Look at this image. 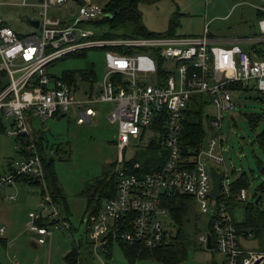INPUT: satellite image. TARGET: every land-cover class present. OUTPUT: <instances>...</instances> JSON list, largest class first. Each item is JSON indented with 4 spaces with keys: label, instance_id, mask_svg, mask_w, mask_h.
<instances>
[{
    "label": "built area",
    "instance_id": "1",
    "mask_svg": "<svg viewBox=\"0 0 264 264\" xmlns=\"http://www.w3.org/2000/svg\"><path fill=\"white\" fill-rule=\"evenodd\" d=\"M39 1L38 34L20 39L0 20V115L10 121L6 135L15 141L20 155L11 174L0 175V191L20 176L38 182L43 192L41 212L29 214L27 226L37 236V244L50 240L51 229L69 232V224L59 216L46 192L27 117L42 125L55 115L64 116L74 106L76 123L83 124L95 115L91 106L108 104L111 110L107 120L116 128L118 158L113 169L115 193L90 219L92 230L100 237L98 244L110 235L129 246L158 248L168 237L163 220L169 215L164 201L178 194L190 197L199 212L209 217L210 251L220 255V264H263V251H246L239 244L226 204L229 187L223 186L224 172L218 196H210L209 168L221 173L212 165L223 164L222 141L206 140L202 149L184 157L179 135L182 112L193 96H198L201 103L207 101L217 112L218 117L209 122L211 127H219L223 113L234 109L231 97L235 90L264 98V52L258 48L264 46V19L258 22L260 36L231 43L210 38L206 29L196 37L108 41L97 38L94 30L85 26L101 17L98 6L87 0ZM49 8H63L69 17L76 18L61 25L57 18L47 16ZM244 44L252 47L246 51L240 47ZM109 47L126 48L131 53L105 52V74L95 93L82 92L76 83L68 85L48 76V66L70 54ZM160 115L161 130L154 129ZM157 137H161L164 160L156 171L141 173L138 163H129L133 154L124 159L127 150L133 152L130 143L140 147ZM235 201L246 204L245 188L238 190ZM41 220L46 221L37 225ZM52 221L55 224L49 228ZM3 232L1 227L0 237ZM198 241L204 247L206 236H199Z\"/></svg>",
    "mask_w": 264,
    "mask_h": 264
},
{
    "label": "rangeland",
    "instance_id": "2",
    "mask_svg": "<svg viewBox=\"0 0 264 264\" xmlns=\"http://www.w3.org/2000/svg\"><path fill=\"white\" fill-rule=\"evenodd\" d=\"M89 1L102 10L109 0ZM22 3L25 5L21 6ZM38 4V0H0V19L20 39L38 34L36 29L25 23L38 21ZM137 10L145 32L167 35L169 23L172 22L175 23V36H201L206 29L210 38L231 43L260 36L258 22L264 19V0H140ZM46 13L48 17L59 19L61 25L76 18L69 19L62 9L49 8ZM123 33H129V30ZM240 47L248 49L252 46L244 44ZM258 48L264 52V46ZM104 57V52L90 51L83 58L58 60L48 66V71L52 77L60 79L64 72L77 74L86 66H91L94 74L92 90L95 93L105 74ZM75 83L82 92H88L89 83L81 82L78 78H75ZM262 98L249 91L232 92L234 109L223 113L219 127H210L209 122L218 114L211 104L203 100L201 123L205 141L211 138L222 141L220 152L223 164L212 166L224 172L223 186H232L243 175L247 183L246 204L257 202V209L264 212V189H259L264 185V175L259 173L258 168L261 163L264 169V147L257 139L264 130V103L259 102ZM79 99L82 100V97ZM91 109L95 117L79 125L76 123L78 112L74 106L69 107L63 117L55 116L42 125L27 117L26 124L32 141L37 142V132L41 131L49 152L56 153L53 154V170L67 209V214L61 212L59 216L62 219L66 217L72 236L68 231L51 229L48 243L33 248L31 245H36L38 239L27 231L28 215L41 212L40 187L26 183L4 187L0 192V228H4L6 247L0 248V264H66L64 256L70 251L72 243L79 245V257L84 264H126L121 246L114 241L105 251L96 253L94 249L100 237L92 230L91 222L85 224L82 221L86 208L83 192L101 176L109 175L118 158V150L114 146L116 128L107 120L111 105H94ZM256 118L257 122L254 121ZM1 126L0 175H7L14 163L19 161L20 155L15 150V141L6 136L9 132L8 120L2 119ZM138 146L130 143L129 148H133V152L127 150L124 159L130 158ZM8 197H15V200L8 202ZM188 200V221L182 226L187 249L184 259L178 264H219L220 255L204 249L198 241L199 236H206L210 230L209 217L199 212L195 201ZM103 203L104 199H101V205ZM242 216L240 209L237 221H241ZM163 222L167 236L174 238L178 228L168 217ZM239 244L246 251L260 250V242L256 238L239 239ZM136 264L158 263L142 260Z\"/></svg>",
    "mask_w": 264,
    "mask_h": 264
},
{
    "label": "trees",
    "instance_id": "3",
    "mask_svg": "<svg viewBox=\"0 0 264 264\" xmlns=\"http://www.w3.org/2000/svg\"><path fill=\"white\" fill-rule=\"evenodd\" d=\"M139 1L140 0H109L102 8V13H115L114 17L111 19L100 17L95 21L87 22L85 26L93 29L97 38L108 41L130 38L175 37V35L173 34V28L175 27V23L172 22L169 23L167 35L162 36L145 32L141 26V18L137 10V5ZM1 22L5 25L2 20ZM124 30H129V33H123ZM90 51H100L104 53L106 51H109L116 55H128L131 53V50L126 48L109 47L95 50H83L74 54H70L63 59H66L68 57L83 58L85 54ZM48 76L52 77L50 73L48 74ZM1 78L2 77L0 75V80ZM75 78H78L81 82L89 83V89H92L94 74L91 66H86L84 70H81L77 74L76 72H64L59 80H61L65 84L73 85L75 83ZM259 102L264 103V98L259 100ZM202 105L203 103L199 101V97L193 96L192 98H190V101L186 104V107L182 112L180 120L179 142L181 154L184 157L189 156L195 151L202 148L206 142L201 123ZM59 117H63V115ZM2 119L4 118L2 117V115H0V132L2 131ZM162 120L163 115H160L158 119V125L154 129L161 130ZM254 121L257 122L258 118H256ZM8 123L10 125L9 120ZM37 138L38 139L37 142H35V145L43 169V181L46 192L50 197L51 202L54 204L57 213L61 214L62 212L64 214H67L66 201L65 198H63L60 189L56 185V177L53 170V161L55 159L53 154L56 155V153L51 154L49 152V149L46 147L47 143L43 142L44 140L41 131L37 132ZM257 139L260 146L264 147V130L261 132ZM134 153V155H132L131 159L129 160L130 164H133L134 162L138 163L140 166L141 173L156 171L164 160V152L161 146V137L147 140L140 147H137ZM115 165L116 163L112 165V169L109 175L101 176L99 180L95 182L94 185L87 187L86 190L83 192V194L86 196V208L85 213L82 217L83 223L87 224L88 222H90V219L92 217L96 216L99 213L102 206L101 199H104L105 201L106 199L114 195L115 183L113 169ZM258 168L259 173L264 175V169L261 163L258 164ZM11 172L12 168H10L8 174H11ZM17 182H24L29 186L40 187L38 182H34L24 176L17 177L12 184L5 185L4 187L12 186ZM246 187L247 183L245 181V178L243 177V175H241L238 181L229 187V195L226 201L227 208L232 217L233 225L236 229L238 238L244 240H247L248 238L258 239L260 242L259 251L264 252V212L259 211L257 209V204H240L235 201V195L237 194L238 190L241 188L246 189ZM259 189H264V185H262ZM42 194L43 192L40 189V199L42 197ZM14 199L15 197H13V200ZM188 199L191 198L188 196L177 194L174 196H170L164 201V206L167 209L169 218L171 222L174 223V225L178 228V230L177 235L174 238H170L168 236L166 241L158 248L148 250L139 245L129 246L124 243H121L118 240H113L111 236L108 235L107 237H105L104 243H102V251H105L109 243L114 241L121 246L122 256L126 261V264H136L137 262L142 260H148L158 264L180 263L184 259L187 249V239L185 236L182 235V226L185 222L188 221ZM60 207L63 208V210H61ZM240 209H242L243 216L241 221H237V216ZM42 214L43 213H41V215ZM63 217L65 216L63 215ZM65 218L64 220L67 221ZM45 221L46 220L36 221V224L39 225L40 222L43 223ZM52 224H55V221H52L48 225ZM69 232L72 236V230L70 228V225ZM208 233L211 235L210 231H208ZM0 247L2 249H5L6 247V242L2 239L0 240ZM211 247H213V244H210V248ZM78 248V244L72 243L70 251L64 256V261L66 264H84V262L79 257ZM204 249H206V245L204 246Z\"/></svg>",
    "mask_w": 264,
    "mask_h": 264
},
{
    "label": "water",
    "instance_id": "4",
    "mask_svg": "<svg viewBox=\"0 0 264 264\" xmlns=\"http://www.w3.org/2000/svg\"><path fill=\"white\" fill-rule=\"evenodd\" d=\"M114 15H115V13L105 14L102 17L111 19L114 17ZM25 23L34 29H36L37 25H38L37 21H26ZM209 175H210L211 182H212V186H211V190H210V196L213 198H216L218 196L220 182L223 179V173L222 172L216 173L213 168H209ZM256 204H257V202L254 203V205H256ZM102 247H103V244H98L95 247L94 251L96 253L101 252ZM206 249L210 250V237L208 234H206ZM258 263L259 262H256L255 264H258Z\"/></svg>",
    "mask_w": 264,
    "mask_h": 264
},
{
    "label": "crops",
    "instance_id": "5",
    "mask_svg": "<svg viewBox=\"0 0 264 264\" xmlns=\"http://www.w3.org/2000/svg\"><path fill=\"white\" fill-rule=\"evenodd\" d=\"M72 1H74V2H76V3H81L83 0H72ZM88 2H90L89 0H87ZM38 2H40L39 0H38ZM22 6V5H21ZM60 9H62L63 11H64V9L63 8H60ZM65 12V11H64ZM68 16V15H67ZM56 18V17H55ZM68 18L70 19V17L68 16ZM57 20H59V19H57ZM37 21V20H36ZM38 22V21H37ZM34 29V28H33ZM12 30V29H11ZM192 37V36H191ZM242 49H244V50H246V51H248L247 50V48H243L242 47ZM88 91H93L92 89H88ZM100 105H102V104H100ZM93 117H95V115L93 116ZM92 117V118H93ZM91 118V119H92ZM91 119H90V121H91ZM109 123V122H108ZM110 124V123H109ZM18 183H24V182H17L16 184H18ZM10 187V186H9ZM17 188V187H16ZM18 189H22V188H18ZM3 190V189H2ZM2 190L0 191V192H2ZM15 200V199H14ZM13 200V201H14ZM8 202H9V200H7ZM5 232H3V234H4ZM32 235H34V234H32ZM52 235V234H51ZM3 236V237H2ZM1 237H0V240L2 239V240H6V238L4 237V235H2ZM34 236H36V235H34ZM37 237V236H36ZM49 241V240H48ZM46 243H48V242H46ZM49 244H51V242L49 243ZM46 244H42V245H38V244H36V245H31L33 248H37V247H39V246H45ZM1 248V247H0ZM49 249H50V247H49ZM221 262V261H220ZM220 264V263H219Z\"/></svg>",
    "mask_w": 264,
    "mask_h": 264
}]
</instances>
